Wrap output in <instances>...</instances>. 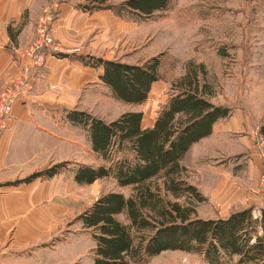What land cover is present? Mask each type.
<instances>
[{
    "label": "rangeland",
    "instance_id": "rangeland-1",
    "mask_svg": "<svg viewBox=\"0 0 264 264\" xmlns=\"http://www.w3.org/2000/svg\"><path fill=\"white\" fill-rule=\"evenodd\" d=\"M64 1L43 0L36 27L40 16L55 14ZM74 1L80 6L86 3ZM125 1L109 0L108 4L121 7ZM122 17L139 22L134 23L136 38L132 43L126 32L121 37L116 35V46L123 42L125 47L110 55L114 61L139 65L157 58L160 81L142 105L110 97L102 103L92 98L90 114L109 122L126 112H142L143 126L151 128L179 81L188 73H197L211 88L212 102L232 109L231 116L222 120L229 133H218L197 145L183 162L188 181L207 198L197 208L198 216L217 219L238 209L263 207L260 177L264 173V142L258 130L264 118V0H170L168 9L152 18L140 19L125 12ZM42 118L58 125V129L53 127L58 136L57 149L53 147V160L44 162L42 170L64 166L52 180L40 179L47 181L43 185L52 195L49 201L45 197L50 194L44 195L42 240L27 247V262L93 264L95 242L92 232L78 221L79 216L101 196L120 192L129 197L132 188L118 187L113 178L92 185L76 184L72 170L77 165L99 167L106 163L91 150L86 130L69 125L63 109ZM202 153L207 157L203 158ZM119 219L126 220L125 216ZM141 264L207 262L196 254L167 251Z\"/></svg>",
    "mask_w": 264,
    "mask_h": 264
},
{
    "label": "trees",
    "instance_id": "trees-1",
    "mask_svg": "<svg viewBox=\"0 0 264 264\" xmlns=\"http://www.w3.org/2000/svg\"><path fill=\"white\" fill-rule=\"evenodd\" d=\"M85 1L80 7L87 12L112 10L140 19L152 18L170 4V0H127L118 7L109 5V0ZM21 28L9 25L12 41L13 31L18 35ZM77 58L85 66L102 67L101 81L114 99L125 104H144L160 81L157 58L142 65ZM231 114L230 107L212 102L211 88L197 73H188L179 81L151 128H143L142 112H126L107 122L85 111L65 110L67 122L86 130L91 150L106 163L77 165L72 170L74 182L84 186L113 178L118 187L132 188L129 197L120 192L101 196L79 216L95 242L93 264H141L167 251L196 254L207 264H264V206L238 209L226 218H200L197 208L207 198L188 181L183 164L192 147L210 137L214 125ZM258 135L264 142V118ZM63 166L57 164L10 185L52 179L61 174Z\"/></svg>",
    "mask_w": 264,
    "mask_h": 264
},
{
    "label": "crops",
    "instance_id": "crops-1",
    "mask_svg": "<svg viewBox=\"0 0 264 264\" xmlns=\"http://www.w3.org/2000/svg\"><path fill=\"white\" fill-rule=\"evenodd\" d=\"M42 2L0 0V92L15 81L22 80L27 86L0 135V264H28L27 247L42 240L44 195L50 194L45 197L47 201L52 195L43 185L47 181L10 185L42 170L44 162L53 160L52 151L58 142L53 127L58 129V125L42 117L59 109L90 113L92 98L102 103L113 98L110 88L100 79L103 68L85 66L77 57L114 60L110 52L125 47L123 42L116 46V35L121 37L126 32L132 42L136 38L134 23H139L133 18L126 21L112 10L87 12L77 1H64L54 15L52 31L60 52L71 56L60 59L49 55L43 67H34L23 51L35 35ZM10 24L13 28L22 27L18 35L13 31V41L8 32ZM222 122H217L213 134L194 145L186 158L193 148L214 135L229 133ZM203 155L205 158L208 154Z\"/></svg>",
    "mask_w": 264,
    "mask_h": 264
},
{
    "label": "built area",
    "instance_id": "built-area-1",
    "mask_svg": "<svg viewBox=\"0 0 264 264\" xmlns=\"http://www.w3.org/2000/svg\"><path fill=\"white\" fill-rule=\"evenodd\" d=\"M54 15L48 12L39 17L35 38L25 50V54L31 58L34 67H43L47 56L60 52V45L56 42L52 31ZM26 87L24 81H15L0 92V135L6 130L14 105ZM260 188L264 203V173L260 177Z\"/></svg>",
    "mask_w": 264,
    "mask_h": 264
}]
</instances>
